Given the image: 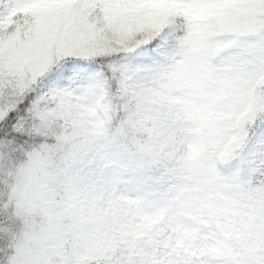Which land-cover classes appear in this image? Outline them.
Segmentation results:
<instances>
[{
    "label": "snow or ice",
    "instance_id": "obj_1",
    "mask_svg": "<svg viewBox=\"0 0 264 264\" xmlns=\"http://www.w3.org/2000/svg\"><path fill=\"white\" fill-rule=\"evenodd\" d=\"M184 2L0 0V264H88L67 191L86 117L163 113L154 66L177 42L165 12ZM205 53L232 90L228 136L250 187L264 185V8L209 21Z\"/></svg>",
    "mask_w": 264,
    "mask_h": 264
},
{
    "label": "rangeland",
    "instance_id": "obj_2",
    "mask_svg": "<svg viewBox=\"0 0 264 264\" xmlns=\"http://www.w3.org/2000/svg\"><path fill=\"white\" fill-rule=\"evenodd\" d=\"M199 2L165 12L178 33L154 66L163 113L124 118L116 128L107 113L86 117L67 191L80 205L77 240L88 264L264 261V224L257 223L264 185L249 182L253 198L244 200L242 148L228 136L232 90L205 53L209 21L230 27L264 0H228L214 12L196 8ZM221 157L224 164H216ZM162 162L174 166L146 179Z\"/></svg>",
    "mask_w": 264,
    "mask_h": 264
},
{
    "label": "trees",
    "instance_id": "obj_3",
    "mask_svg": "<svg viewBox=\"0 0 264 264\" xmlns=\"http://www.w3.org/2000/svg\"><path fill=\"white\" fill-rule=\"evenodd\" d=\"M123 119L124 118L122 116L121 117H115L114 120L110 123L111 127L112 128H116V127L120 126V124L122 123ZM223 162H224V160L220 159V163L224 164ZM169 166H174V163L162 162L161 169L154 170L152 173L151 172L148 173V175H145V178L148 179V180L149 179L157 180L159 178V173L161 171H164V168H168ZM241 179H242L243 188H244V191H243L244 200H249V199L253 198V196L250 195V194L246 195L247 193H246L245 189L248 188L247 186H248V183H249V181L247 179V173L246 172H244V173L242 172L241 173ZM257 222L259 224H264V204H263V208H262L260 216L258 217ZM102 262H103V260H95L94 262L89 263V264H102Z\"/></svg>",
    "mask_w": 264,
    "mask_h": 264
}]
</instances>
